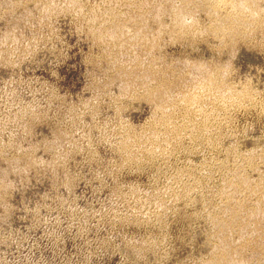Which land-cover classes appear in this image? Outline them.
Wrapping results in <instances>:
<instances>
[{
	"label": "rangeland",
	"instance_id": "1",
	"mask_svg": "<svg viewBox=\"0 0 264 264\" xmlns=\"http://www.w3.org/2000/svg\"><path fill=\"white\" fill-rule=\"evenodd\" d=\"M216 2L0 0V264H264V0Z\"/></svg>",
	"mask_w": 264,
	"mask_h": 264
},
{
	"label": "bare ground",
	"instance_id": "2",
	"mask_svg": "<svg viewBox=\"0 0 264 264\" xmlns=\"http://www.w3.org/2000/svg\"><path fill=\"white\" fill-rule=\"evenodd\" d=\"M216 1L217 2L215 4H216L217 7H219L220 5H224L225 2H226V0H216ZM260 1L261 0H237L236 9H235V11L232 14H230L228 16V19H227L226 22H228L229 24H233V25H235L237 27H245L246 25L251 23V21L254 20L255 18H259L260 16H262L263 11H262V9L260 7L261 6L260 5ZM246 6L247 7H251V10H252L247 15L244 12V10H241V8L246 7ZM180 15L183 16L184 13L182 12ZM181 20L182 19L179 18V22H181ZM106 31L110 32V30H106ZM109 36L114 39L115 35L110 33ZM196 67L199 68L198 66H196ZM144 78H147V79L148 78H153V75H145ZM218 81H219V78L215 77L211 82L212 83H217ZM166 91L169 92L168 89H164V90H162V92L159 93L158 98H157L159 105H161L163 103L162 100L166 98L165 97L166 96L165 95ZM230 252L231 251H228V250H223L222 252H220V254L218 255L217 260L215 261V263L216 264H220L221 262L222 263L227 262V260L230 259L229 258L230 257Z\"/></svg>",
	"mask_w": 264,
	"mask_h": 264
}]
</instances>
